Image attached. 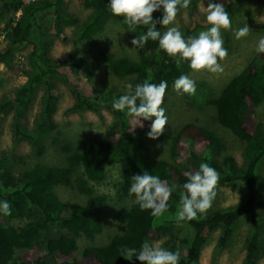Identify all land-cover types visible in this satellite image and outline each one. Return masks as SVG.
I'll list each match as a JSON object with an SVG mask.
<instances>
[{
  "label": "trees",
  "instance_id": "trees-1",
  "mask_svg": "<svg viewBox=\"0 0 264 264\" xmlns=\"http://www.w3.org/2000/svg\"><path fill=\"white\" fill-rule=\"evenodd\" d=\"M243 1L225 5L233 25ZM68 2L70 0H0V36L4 35L10 43V48L0 51V64L10 66L14 63L15 49L30 48L24 66L27 82L0 97V143L3 123L12 116L14 140L29 143L36 157L45 155L46 141L50 137H54V146H59L67 155L64 166L39 164L19 175L15 165L22 163L23 157L16 153L10 157L0 149V200L9 201L12 211L10 216L0 215V264H142L135 257L127 259L123 250H139L145 240H162L163 247L179 250L180 264H200L203 249L213 235L220 232L219 245L227 247L237 224L247 217L252 221L253 232L243 264H258L264 246V218L257 194V170L264 157V118L259 113L264 105V54L255 53L220 94L208 97L203 105L209 111L214 110L218 124L245 145L244 166L240 167L235 156L227 152L226 143L219 135L194 123L175 130L167 122L159 137V146L169 145V159H157L147 141L152 122L142 120L143 126H137L138 121L112 110L113 98L125 93L95 92L92 84L95 72L84 62L71 61V57L60 62L50 53L53 38L68 41L69 27L77 29L79 40L99 46V40L92 41V38L103 32L111 20L127 22L111 14L109 0H83L84 7L92 10L84 21L68 10ZM191 10L188 37L209 27L196 2ZM161 16L162 11L153 13L154 19ZM157 28L164 31L160 24ZM133 29L142 35L146 32V27ZM259 29L264 31V23ZM222 31L224 47L230 55L232 34L230 30ZM157 48L158 41L148 40L137 61L117 58L103 50H99V55L116 77H134V86L144 81L156 84L167 81L166 97L174 81L184 75L185 65L183 61L177 65L164 51L157 54ZM58 82L69 86L76 98L69 111L92 112L101 118L104 111H108L115 119L116 128L95 135L80 153L61 144L62 132L55 119L60 104ZM40 91L43 92L40 112L31 126V111ZM185 162L193 169L186 170ZM201 162L218 171V184L240 183L246 187L247 196L243 203L232 208L198 215L191 221H178L177 206L184 191L182 185L187 181L185 173L198 171ZM114 165L122 169V179L113 184L119 204L127 200L134 202L132 207L114 216L124 230L107 245L87 246L78 257V239L84 237L93 241L103 232V214L110 206L108 196L97 194L90 183L105 180L107 168ZM145 170L159 176L170 187L173 185L168 211L159 218L151 216L150 210L141 211L134 196L129 195L131 178L142 175ZM59 186L71 188L73 192L77 190L89 204L62 201L56 192ZM13 221L25 223L16 226ZM53 229L66 234L52 236Z\"/></svg>",
  "mask_w": 264,
  "mask_h": 264
},
{
  "label": "rangeland",
  "instance_id": "rangeland-1",
  "mask_svg": "<svg viewBox=\"0 0 264 264\" xmlns=\"http://www.w3.org/2000/svg\"><path fill=\"white\" fill-rule=\"evenodd\" d=\"M236 0H216L217 3L227 5ZM196 2V6L202 18L206 20V15L202 8L208 6L209 0H192L190 7L187 10H182L178 13L175 21V26H178L185 37L187 31L192 25L193 11L192 5ZM67 8L70 12L76 14L82 21L86 20L92 10L86 9L83 5V0H70L67 3ZM240 10L234 17V25L232 28L239 29L247 24L250 28L248 36L242 39H236L232 30V53L220 62L222 71L212 73L207 70L194 71L188 62H184L185 71L192 80L195 81L197 93L194 96L180 95L174 90L165 97L162 107L165 108V114L175 130H178L186 123H194L197 126H202L213 130L226 143L227 152L233 154L240 167L245 164V145H241L240 141L235 138L232 133L220 126L215 118L214 110L209 111L206 106H203L208 97L218 96L225 85L236 75H238L249 60L256 53L255 49L258 41L264 37V31L259 29V26L264 23V0H244L239 8ZM171 26V25H170ZM166 30V29H163ZM205 31V30H201ZM200 31V32H201ZM69 36L68 41L61 42L53 38L51 56L57 61H65L71 57V61L84 62L83 64L90 70L95 72L93 79V87L95 92H111L113 94L125 93L127 90L125 85L133 84L134 77L118 78L113 75L107 65L103 62L99 55V50L114 54L117 58H125L132 61H137L142 49L132 45V40L138 38L142 34L137 30H130L127 24L118 20H111L105 27L104 31L94 36L92 41L99 40V46H93L88 41H81L77 38V29L74 27L67 28ZM199 32L196 34V36ZM223 38V31H222ZM10 48V43L5 39V36H0V51ZM136 48V49H133ZM30 48L23 47L17 51L15 49L14 63L6 67L0 64V97L6 91H10L27 82L24 74V66H26V55ZM134 86V84H133ZM60 92L59 110L56 114V122L59 126V131L62 132L61 144L69 145L75 151L82 152L92 138L97 134H105L107 130L116 128L115 119L108 111H104L103 118L92 112L69 111L76 102L71 88L63 82L57 83ZM43 92L40 91L37 101L30 115V125L41 108V98ZM197 104V105H196ZM260 116L264 118V105L260 109ZM160 137V136H159ZM159 137L151 139L147 135V141L150 145L151 152L157 159H169V145L159 146ZM53 138L50 137L47 142V151L41 158L33 154V150L29 143H17L13 138L12 132V116L8 117L3 123V134L1 136L0 149L6 152L10 157L16 153L23 157V162L15 165L16 174H21L25 170L34 168L39 164H47L50 166H64L66 164L67 155L59 146H54ZM186 170L193 169L187 162L183 163ZM259 185L257 194L260 201V209L264 218V157L261 160L258 170ZM122 179V169L119 165H114L107 168L106 179L101 182L90 183L97 194L107 195L110 200V206L103 214L104 230L93 241L86 238L78 239V257H81L83 250L87 246H103L107 245L110 240L124 230L123 224L116 221L114 216L118 211L124 208H130L134 204L133 201L127 200L119 204L117 191L114 187V182ZM173 187V185H171ZM68 187L59 186L56 190L57 195L64 202L80 203L88 205L89 200L84 198L76 190ZM216 197L212 207L205 215L213 211L229 209L244 202L247 189L240 183L233 185L218 184L216 188ZM67 215V213H66ZM16 226L24 225L25 221H13ZM262 239L264 242V219L262 224ZM253 232L252 221L249 217L242 219L236 226L230 243L227 247L221 248L219 245L220 232H216L209 244L204 247L200 264H243L246 258V248ZM66 234L65 231L53 229L52 236ZM82 252V253H81ZM258 264H264V246L260 253Z\"/></svg>",
  "mask_w": 264,
  "mask_h": 264
},
{
  "label": "clouds",
  "instance_id": "clouds-1",
  "mask_svg": "<svg viewBox=\"0 0 264 264\" xmlns=\"http://www.w3.org/2000/svg\"><path fill=\"white\" fill-rule=\"evenodd\" d=\"M191 2L192 0H109L108 7L113 16L122 17L127 22L130 30L146 27L143 35L132 40V45L142 49L148 40L158 41L157 54L164 51L177 65L183 61L188 62L194 71L221 72L223 69L218 61L228 55L222 30H232L239 40L248 36L250 28L247 24L239 29L232 28V20L225 5L209 0L208 6L202 8L209 27L197 36L185 37L180 28L175 26V21L178 13L187 10ZM157 11H162V16L154 19L153 13ZM157 24L164 26L166 30L160 31ZM255 51L257 55L264 54V37L258 41ZM125 88V94L113 98L112 110L138 121L137 126H143L142 120L151 121L148 136L157 139L168 122L165 108L162 107L168 89L167 81L159 84L144 81L135 86L128 83ZM173 88L180 95L194 96L197 93L195 81L187 74L177 78ZM185 175L187 181L182 185L184 191L177 206L178 221H191L198 215L206 214L213 205L220 179L218 171L206 162L200 163L198 171ZM172 192L173 187L147 170L142 175L137 174L131 178L129 195L134 196L141 211L150 210L153 217L159 218L168 211ZM11 214L10 202L0 200V215ZM163 243L162 240H145L139 250L126 248L123 251L127 259L135 257L142 264H180V251L169 250L162 246Z\"/></svg>",
  "mask_w": 264,
  "mask_h": 264
}]
</instances>
